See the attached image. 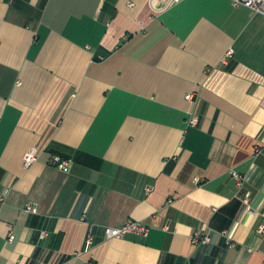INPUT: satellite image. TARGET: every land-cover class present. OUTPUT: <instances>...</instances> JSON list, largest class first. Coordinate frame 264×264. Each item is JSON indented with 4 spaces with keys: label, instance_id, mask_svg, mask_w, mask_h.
I'll return each mask as SVG.
<instances>
[{
    "label": "crops",
    "instance_id": "1",
    "mask_svg": "<svg viewBox=\"0 0 264 264\" xmlns=\"http://www.w3.org/2000/svg\"><path fill=\"white\" fill-rule=\"evenodd\" d=\"M163 4L0 0V264H264V15Z\"/></svg>",
    "mask_w": 264,
    "mask_h": 264
},
{
    "label": "built area",
    "instance_id": "2",
    "mask_svg": "<svg viewBox=\"0 0 264 264\" xmlns=\"http://www.w3.org/2000/svg\"><path fill=\"white\" fill-rule=\"evenodd\" d=\"M163 1V7L161 8H156L158 11H165L168 8H171L174 5L179 4L183 0H162ZM232 5L236 8H248L252 11H254L257 14L264 15V0H230ZM187 99L190 100L192 97L189 95L187 96ZM197 123V118H193L190 121L191 125H196ZM38 160L37 152L35 149L29 151L25 156H24V166L26 168H30L36 161ZM55 164L58 166V168L67 171L69 169V162L66 160H63L61 158H56L55 159ZM234 178L238 181V183H242L243 179L240 175L237 173H233ZM148 191H151V189H148ZM26 211L31 214H37L38 213V208L32 204H28L26 207ZM150 232V227L146 225L143 222L140 221H134L130 220L127 223H125L121 227L117 228H107L106 229V237L108 239H113V238H123L128 234H138L142 236H148ZM47 237L46 232L41 233V239H45ZM9 240L13 242L14 240V235L11 234L9 236ZM194 242L196 244L203 243L206 244L208 242V237L206 235L197 233L194 236ZM92 243V238L89 240L88 244Z\"/></svg>",
    "mask_w": 264,
    "mask_h": 264
}]
</instances>
